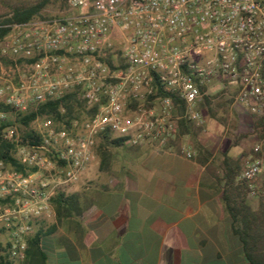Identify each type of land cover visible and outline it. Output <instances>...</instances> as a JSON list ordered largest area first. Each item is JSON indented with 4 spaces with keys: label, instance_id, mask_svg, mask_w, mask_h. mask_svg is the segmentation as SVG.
Segmentation results:
<instances>
[{
    "label": "built area",
    "instance_id": "obj_1",
    "mask_svg": "<svg viewBox=\"0 0 264 264\" xmlns=\"http://www.w3.org/2000/svg\"><path fill=\"white\" fill-rule=\"evenodd\" d=\"M65 6L60 16L4 25L0 59L21 60L25 68L14 85L0 70V104L24 112L79 86L86 104L97 108L68 130L55 131L45 119L37 145H15L24 171L0 161L6 238L0 264L23 258L52 198L77 181L104 134L131 146H164L179 119L201 124L196 106L211 96L264 116V0H66ZM2 135L20 141L11 131ZM238 179L251 195L260 189L264 196V145L252 147Z\"/></svg>",
    "mask_w": 264,
    "mask_h": 264
},
{
    "label": "crops",
    "instance_id": "obj_2",
    "mask_svg": "<svg viewBox=\"0 0 264 264\" xmlns=\"http://www.w3.org/2000/svg\"><path fill=\"white\" fill-rule=\"evenodd\" d=\"M214 98L205 99L203 109ZM200 129L206 136L199 133L196 141L210 154L204 165L190 135L176 140L175 134L161 147L108 144L101 163L100 152L92 151L77 181L60 192L72 197L69 205L61 203L56 213L51 201L36 244L28 238L24 257L4 264H247L213 184L221 172L211 143L221 151L220 162L224 139L218 145L210 122Z\"/></svg>",
    "mask_w": 264,
    "mask_h": 264
},
{
    "label": "trees",
    "instance_id": "obj_3",
    "mask_svg": "<svg viewBox=\"0 0 264 264\" xmlns=\"http://www.w3.org/2000/svg\"><path fill=\"white\" fill-rule=\"evenodd\" d=\"M47 0H39L30 5H17L11 8L10 15L0 20V38L8 31L4 25L12 23H24L37 16ZM66 3V0H63ZM3 62L4 60L1 59ZM109 63V60H106ZM158 95H165L158 90ZM208 105L205 99L202 102ZM200 103V105H203ZM97 105H88L82 98V89L74 87L59 99L46 101L37 104L30 110L18 112L12 110L9 106L0 104V113L15 112V122L23 127H28L29 123L37 118L43 117L49 120L55 131L68 130L73 122L82 123L89 120L95 113ZM182 113V106L179 104L177 114ZM82 115L84 117H82ZM85 120H82L84 119ZM253 130L258 131V138L264 137V116L250 114ZM57 123L60 126H54ZM10 122L0 121V161L15 171H24L25 168L19 164L13 157L15 145H37L40 140L39 134L33 130H27L23 133L20 141L14 143L4 139L2 129ZM194 123L185 119H179L177 122V132L175 139L184 135H190L194 149L196 151V160L204 165L210 158L208 151L203 148L195 139V132L200 128H194ZM102 140L106 144L114 146L119 145L123 139H110L108 134H104ZM252 153V149H250ZM104 153L100 152V163L103 161ZM221 175L213 176L214 186L220 194L224 208L230 218V228L232 233L238 238L244 261L247 264H264V196L261 195L260 189L254 194L249 193L248 183L238 179V174L242 169L240 160L223 155L219 162ZM72 197L64 198L58 193L52 202L55 205L57 213L61 203L69 205ZM39 233H35L30 241L31 245L36 244ZM25 253V251H24ZM24 257V255H23ZM24 263V262H23ZM22 262L20 264H23Z\"/></svg>",
    "mask_w": 264,
    "mask_h": 264
},
{
    "label": "rangeland",
    "instance_id": "obj_4",
    "mask_svg": "<svg viewBox=\"0 0 264 264\" xmlns=\"http://www.w3.org/2000/svg\"><path fill=\"white\" fill-rule=\"evenodd\" d=\"M39 0H0V20L4 17H8L10 15L11 8L17 5H30L38 2ZM66 12V6L63 0H47L42 9L40 10L39 14L35 16L33 19H43V18H50L56 17L64 14ZM114 56L112 59L116 61V52H113ZM2 62L0 59V70L4 72L6 78H8L13 85L17 82V77L20 76L25 68L24 63L21 60L18 61H11L9 59H3ZM223 98L215 99L209 109H203V105H197L196 109L200 113V119L202 121L201 124L194 123V128H202L204 130L207 129L208 122L214 124L215 128L218 129V134L220 136L218 145L223 141L222 150L224 153L232 158H236L240 160V164L243 165L250 159L251 152L250 149L255 144L261 143L264 145V137L258 138V131H254L252 127L251 120L249 119V113L244 107L239 105H230L226 101L222 102V104H215L217 100H222ZM224 100V99H223ZM222 100V101H223ZM34 107V106H33ZM33 107H29L27 110L32 109ZM179 115V114H178ZM82 117H84L82 115ZM211 117L213 119H211ZM10 122L6 127L2 129V132L11 131V133L17 137V139L21 138L20 136L23 135L24 132L27 130H33L35 132L42 131V122L45 118L40 117L35 119L34 121L30 122L28 127H23L17 124L15 120V112H6L1 113L0 121ZM82 120H85L82 119ZM203 124V121H205ZM54 126H60V124L54 123ZM206 127V128H204ZM199 131L195 132L194 139L196 136L202 134ZM7 135V133H6ZM203 135V134H202ZM201 135V136H202ZM206 136V135H203ZM112 138V137H109ZM205 138V137H204ZM198 142V141H197ZM199 143V142H198ZM215 140L212 141V153L214 154V158L212 159L215 164H217L216 168L218 171L219 169V161L218 159L221 158V151L214 146ZM217 145V146H218ZM108 144L104 143L102 138H98L95 141V145L93 148L94 153L99 154ZM223 153V154H224ZM16 156L15 153H13ZM259 181H254V187H258ZM4 240L0 241V249H2L1 245L3 244Z\"/></svg>",
    "mask_w": 264,
    "mask_h": 264
}]
</instances>
